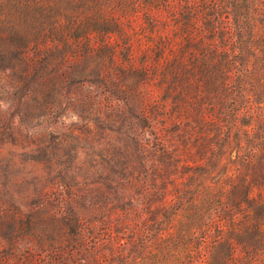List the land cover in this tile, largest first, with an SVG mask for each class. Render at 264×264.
I'll list each match as a JSON object with an SVG mask.
<instances>
[{
	"label": "trees",
	"instance_id": "1",
	"mask_svg": "<svg viewBox=\"0 0 264 264\" xmlns=\"http://www.w3.org/2000/svg\"><path fill=\"white\" fill-rule=\"evenodd\" d=\"M0 73L109 133L105 201L0 202V264H264V0H0Z\"/></svg>",
	"mask_w": 264,
	"mask_h": 264
},
{
	"label": "rangeland",
	"instance_id": "2",
	"mask_svg": "<svg viewBox=\"0 0 264 264\" xmlns=\"http://www.w3.org/2000/svg\"><path fill=\"white\" fill-rule=\"evenodd\" d=\"M172 1L179 4L184 0ZM138 24L133 23L129 30L135 50ZM115 41L123 51L122 39ZM12 85L0 73V202L28 209L44 192H78L105 201L106 124H102L103 130L93 131L71 113L44 114L37 109L36 100L10 94ZM150 90L155 96L162 94L153 87ZM101 112L106 114L104 109ZM98 117L106 121L104 115ZM62 122L65 126L60 128ZM52 202L45 203L47 210ZM2 244L0 235V257L8 252Z\"/></svg>",
	"mask_w": 264,
	"mask_h": 264
}]
</instances>
